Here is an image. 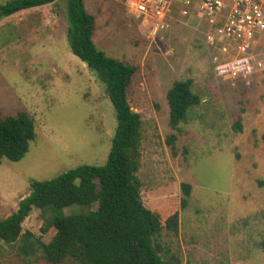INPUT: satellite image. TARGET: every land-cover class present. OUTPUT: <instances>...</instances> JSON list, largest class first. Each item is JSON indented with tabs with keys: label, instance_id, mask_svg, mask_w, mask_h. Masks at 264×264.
<instances>
[{
	"label": "rangeland",
	"instance_id": "1",
	"mask_svg": "<svg viewBox=\"0 0 264 264\" xmlns=\"http://www.w3.org/2000/svg\"><path fill=\"white\" fill-rule=\"evenodd\" d=\"M85 4L95 17L98 49L137 68L128 101L143 122L137 171L142 201L164 227L179 212L178 232L163 228L157 239L161 255L180 264H264V74L237 84L218 77L203 24L183 20L178 9L170 27L154 34L151 19L128 13L118 2ZM67 30L66 0L26 9L0 24V117L26 112L36 130L23 159L0 164V220L30 194L31 179L103 165L109 154L114 107L105 85L72 53ZM186 79L193 80L201 103L173 129L167 93ZM183 184L192 186L190 196ZM45 216L32 210L23 230L49 243L56 231L42 232ZM19 245L0 240V264H52L40 251L21 255Z\"/></svg>",
	"mask_w": 264,
	"mask_h": 264
},
{
	"label": "trees",
	"instance_id": "2",
	"mask_svg": "<svg viewBox=\"0 0 264 264\" xmlns=\"http://www.w3.org/2000/svg\"><path fill=\"white\" fill-rule=\"evenodd\" d=\"M56 0H7L0 5V21L20 11L44 6ZM67 41L72 53L87 63L105 85L116 116V128L106 162L103 165H79L50 180H30V194L20 200L17 210L0 220V240L20 243L21 255L30 257L39 251L49 263L61 264H180L171 255H161L157 242L163 228L179 229V212L167 217L165 227L157 212L146 208L141 196L140 167L142 141L141 115L128 101V91L137 71L135 66L108 56L94 42L95 17L84 0H66ZM193 80L175 81L167 93L170 125L173 129L186 121L189 111L201 103L193 91ZM238 125V124H237ZM236 125V126H237ZM36 138L34 119L26 112L0 117V164L3 159L20 161ZM176 136L168 143L175 149ZM190 196L192 186L182 185ZM187 200L181 202L186 208ZM81 205L87 209L66 214L65 208ZM96 207L95 209H91ZM34 209L45 215L42 232L54 228L49 243L23 230V223ZM264 250V236L260 242Z\"/></svg>",
	"mask_w": 264,
	"mask_h": 264
},
{
	"label": "built area",
	"instance_id": "3",
	"mask_svg": "<svg viewBox=\"0 0 264 264\" xmlns=\"http://www.w3.org/2000/svg\"><path fill=\"white\" fill-rule=\"evenodd\" d=\"M136 17L149 18L154 34L179 16L203 24L218 77L245 81L264 74V0H113Z\"/></svg>",
	"mask_w": 264,
	"mask_h": 264
},
{
	"label": "crops",
	"instance_id": "4",
	"mask_svg": "<svg viewBox=\"0 0 264 264\" xmlns=\"http://www.w3.org/2000/svg\"><path fill=\"white\" fill-rule=\"evenodd\" d=\"M85 1V0H84ZM32 9V8H31ZM24 11V10H23ZM23 11H20V12H18V13H21V12H23ZM90 13V12H89ZM17 13H15V14H13V15H11V16H9V17H7V18H5V19H3V20H1V22H0V24H2V22L4 23V20H7L8 18H9V20L13 17V16H15ZM94 42H95V38H94ZM95 44H96V42H95Z\"/></svg>",
	"mask_w": 264,
	"mask_h": 264
},
{
	"label": "water",
	"instance_id": "5",
	"mask_svg": "<svg viewBox=\"0 0 264 264\" xmlns=\"http://www.w3.org/2000/svg\"><path fill=\"white\" fill-rule=\"evenodd\" d=\"M85 65H87V63H85Z\"/></svg>",
	"mask_w": 264,
	"mask_h": 264
}]
</instances>
